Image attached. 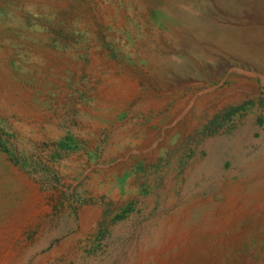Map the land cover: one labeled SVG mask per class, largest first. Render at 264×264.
Masks as SVG:
<instances>
[{
    "label": "rangeland",
    "instance_id": "rangeland-1",
    "mask_svg": "<svg viewBox=\"0 0 264 264\" xmlns=\"http://www.w3.org/2000/svg\"><path fill=\"white\" fill-rule=\"evenodd\" d=\"M258 11L0 0L4 264H264Z\"/></svg>",
    "mask_w": 264,
    "mask_h": 264
},
{
    "label": "bare ground",
    "instance_id": "bare-ground-1",
    "mask_svg": "<svg viewBox=\"0 0 264 264\" xmlns=\"http://www.w3.org/2000/svg\"><path fill=\"white\" fill-rule=\"evenodd\" d=\"M256 15L257 16H254V17H256V19L258 20V21H260V22H262V21H264V19H263V16H262V12L261 11H258L257 13H256ZM253 16V15H252ZM247 17V16H246ZM252 18V17H251ZM259 18H261L262 20H260ZM263 29V28H262ZM236 90V89H235ZM209 102V101H208ZM198 107V106H197ZM187 119V118H186ZM180 122V121H179ZM182 123V122H181ZM262 195V194H261ZM263 196V195H262ZM186 207V206H185ZM188 207V206H187ZM183 210H185V209H183ZM218 210V209H217ZM219 211V210H218ZM186 215V214H185ZM188 216V215H187ZM218 219V218H217ZM18 220V219H17ZM231 225V224H230ZM223 227V226H222ZM14 228V227H13ZM229 231H231V230H229ZM230 233V232H229ZM221 235H223V234H221ZM4 236V235H3ZM228 236H230V235H228ZM206 237V236H205ZM208 239V238H207ZM216 240V239H215ZM218 240H220V239H218ZM212 241V240H211ZM226 241V240H225ZM216 243H217V241H216ZM217 245H219V243L217 244ZM212 246H213V244H212ZM225 248V247H224ZM4 249V248H3ZM207 249V248H206ZM1 250V249H0ZM5 250V249H4ZM228 250H229V248H228ZM227 252V251H226ZM222 253V252H221ZM231 253V252H230ZM229 254V253H228ZM12 255H13V253H12ZM11 255V256H12ZM10 256V255H9ZM196 257V256H195ZM200 256H198V258H199ZM201 258V257H200ZM216 258V257H215ZM5 259H6V257H1L0 258V264H4L5 263ZM129 259V258H128ZM195 259V258H194ZM10 261H11V259H9ZM225 260H227V259H225ZM187 261V260H186ZM196 261H197V259H196ZM222 261H224L223 259H222ZM228 261V260H227ZM182 262V261H181ZM213 262H214V260H213ZM192 263V262H191ZM204 263V262H203ZM208 263V262H207ZM220 263V262H219ZM189 264V263H188Z\"/></svg>",
    "mask_w": 264,
    "mask_h": 264
}]
</instances>
